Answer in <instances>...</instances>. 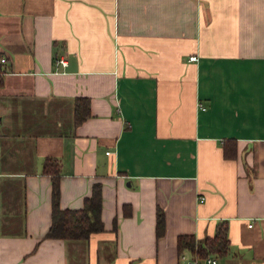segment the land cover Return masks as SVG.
Instances as JSON below:
<instances>
[{
    "label": "crops",
    "instance_id": "1",
    "mask_svg": "<svg viewBox=\"0 0 264 264\" xmlns=\"http://www.w3.org/2000/svg\"><path fill=\"white\" fill-rule=\"evenodd\" d=\"M0 57V264H185L222 222L218 264H264V0H0ZM47 158L102 231L46 238Z\"/></svg>",
    "mask_w": 264,
    "mask_h": 264
},
{
    "label": "trees",
    "instance_id": "2",
    "mask_svg": "<svg viewBox=\"0 0 264 264\" xmlns=\"http://www.w3.org/2000/svg\"><path fill=\"white\" fill-rule=\"evenodd\" d=\"M90 115L88 98L80 97L75 101L74 123L80 124ZM43 172L52 180V210L51 225L46 233V238L80 241L87 240L93 233L103 230L100 218L102 195L101 185L95 183L91 194L84 199L80 209H62L59 204V163L47 158L43 165ZM164 213L159 210L156 215V235L164 233ZM179 254L189 251L194 257L205 258L213 256L217 259L229 255L228 227L226 222L218 224L215 234L211 238L197 241L193 235H179L177 237Z\"/></svg>",
    "mask_w": 264,
    "mask_h": 264
},
{
    "label": "built area",
    "instance_id": "3",
    "mask_svg": "<svg viewBox=\"0 0 264 264\" xmlns=\"http://www.w3.org/2000/svg\"><path fill=\"white\" fill-rule=\"evenodd\" d=\"M189 59L192 61H195L196 57L191 56V57H189ZM5 62H6V59L4 57H0V64H3ZM57 62L59 64H61L62 66L66 65V62L63 59H59ZM0 73L2 74V72H0ZM199 107L201 109H205L202 104H199ZM199 201L203 202L204 198L199 197ZM180 257L183 261H185V264H218V259L213 257V256H207L205 258L193 257L191 259H186V257L184 255H181Z\"/></svg>",
    "mask_w": 264,
    "mask_h": 264
}]
</instances>
